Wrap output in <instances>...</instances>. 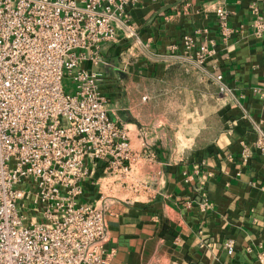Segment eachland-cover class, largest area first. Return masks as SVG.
Masks as SVG:
<instances>
[{"label":"crops","instance_id":"crops-1","mask_svg":"<svg viewBox=\"0 0 264 264\" xmlns=\"http://www.w3.org/2000/svg\"><path fill=\"white\" fill-rule=\"evenodd\" d=\"M216 7L227 11V30ZM255 9L264 19V0H139L125 16L136 36L120 28L103 45L107 113L134 155L118 179L86 181L81 197L106 207L110 264H264V162L240 157L253 125L264 132ZM184 35L213 50L203 70L176 59Z\"/></svg>","mask_w":264,"mask_h":264},{"label":"built area","instance_id":"built-area-1","mask_svg":"<svg viewBox=\"0 0 264 264\" xmlns=\"http://www.w3.org/2000/svg\"><path fill=\"white\" fill-rule=\"evenodd\" d=\"M138 1L0 0V264H110L106 207L81 197L86 181L118 179L134 156L128 131L108 116L98 67L118 29L136 36L125 16ZM215 13L227 30V11ZM212 52L184 35L175 57L203 70ZM215 80L231 95L221 75ZM253 126L240 157L256 152L264 162V132Z\"/></svg>","mask_w":264,"mask_h":264},{"label":"rangeland","instance_id":"rangeland-1","mask_svg":"<svg viewBox=\"0 0 264 264\" xmlns=\"http://www.w3.org/2000/svg\"><path fill=\"white\" fill-rule=\"evenodd\" d=\"M70 88H71L70 82L68 80H65V82H64L65 91L67 92L68 90H70Z\"/></svg>","mask_w":264,"mask_h":264}]
</instances>
